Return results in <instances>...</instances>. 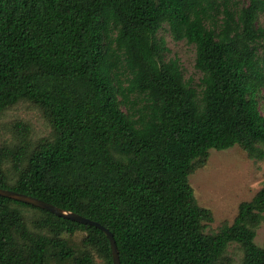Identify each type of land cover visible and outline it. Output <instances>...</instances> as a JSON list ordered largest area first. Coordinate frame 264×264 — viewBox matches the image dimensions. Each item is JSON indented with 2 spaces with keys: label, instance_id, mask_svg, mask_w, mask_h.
I'll return each mask as SVG.
<instances>
[{
  "label": "trees",
  "instance_id": "trees-1",
  "mask_svg": "<svg viewBox=\"0 0 264 264\" xmlns=\"http://www.w3.org/2000/svg\"><path fill=\"white\" fill-rule=\"evenodd\" d=\"M262 16L264 0H0V114L27 100L53 127L33 144L14 123L0 187L99 221L121 264H231L232 242L241 264H264V184L208 231L213 212L190 181L211 149L264 155ZM165 23L195 44L200 89L166 58ZM81 228L72 252L65 236ZM95 253L114 264L102 228L0 195V264H96Z\"/></svg>",
  "mask_w": 264,
  "mask_h": 264
},
{
  "label": "rangeland",
  "instance_id": "rangeland-1",
  "mask_svg": "<svg viewBox=\"0 0 264 264\" xmlns=\"http://www.w3.org/2000/svg\"><path fill=\"white\" fill-rule=\"evenodd\" d=\"M158 34L164 38L168 47L166 58H178L185 78L200 89L203 73L196 67L195 44L189 43L186 39H175L166 23ZM259 106L264 114V90L259 98ZM16 121H24L30 125L29 139L33 144L53 135V127L42 109L31 101L21 100L0 114V144L18 143V137L14 131ZM257 144L264 151V141H259ZM190 181L199 203L213 212L214 220L209 223L207 230H217L223 223L233 222L238 213L239 204L250 200L263 186L264 155L252 157L241 145L222 150L211 149L205 163L199 165L190 175ZM151 185L164 194H172V191L162 182L151 183ZM24 210L28 219L39 214L37 209L31 207H25ZM86 233V229L81 228L76 233L65 236L73 249L72 252L82 251V239ZM255 240L259 245L264 246V219L257 229ZM227 257L231 264H241L243 250L238 243L232 242L229 245ZM95 262L106 264L96 253ZM51 263L56 264L54 261Z\"/></svg>",
  "mask_w": 264,
  "mask_h": 264
},
{
  "label": "water",
  "instance_id": "water-1",
  "mask_svg": "<svg viewBox=\"0 0 264 264\" xmlns=\"http://www.w3.org/2000/svg\"><path fill=\"white\" fill-rule=\"evenodd\" d=\"M0 195L11 197V198H14L20 201H24L26 203L36 205L41 208H45L49 211H52L53 213L57 215L71 218L73 220L79 221L86 225H96L102 228L110 239L112 253H113V263L121 264L119 250H118V246L116 244V240H115L113 232L109 228H107L105 225L100 223L99 221L86 217L80 213L66 210L44 199L38 198L36 196L29 195L27 193L16 191L13 189H7V188L0 187Z\"/></svg>",
  "mask_w": 264,
  "mask_h": 264
}]
</instances>
